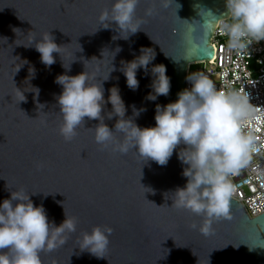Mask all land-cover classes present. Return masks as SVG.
Listing matches in <instances>:
<instances>
[{"label":"water","instance_id":"obj_1","mask_svg":"<svg viewBox=\"0 0 264 264\" xmlns=\"http://www.w3.org/2000/svg\"><path fill=\"white\" fill-rule=\"evenodd\" d=\"M111 3L0 0V38H7L0 40V201L15 188L22 189L34 205H43L55 225L65 219L64 211L77 220L76 232L66 233L62 246L40 253L41 264H264V213L249 218L242 205L230 198L228 217L215 220L212 233L205 236L190 228L202 223V217L171 207L172 192L187 182L182 175L186 165L177 156L184 145L177 146L166 166L154 161L141 165L134 151L122 155L95 142L91 127L98 121L85 118L71 142L59 135L58 75L75 76L85 70L98 76L94 82L99 83L112 64L116 70L107 81H100L105 100L109 89L118 87L125 117L133 116L132 106L143 108L135 123L153 127L156 105L176 101L185 89L189 64L212 58L209 40L214 24L229 17L225 0H174L180 5L177 10L175 4L163 7L161 0H140L136 17L143 21L141 30L114 40L118 33L113 29L97 30L100 11ZM14 28L20 31L15 34ZM49 31L61 46L60 56L53 53L56 63L50 67L41 63L34 47L16 46L28 44V32L39 37ZM117 47L121 51L111 61ZM141 48H151L155 58L148 73L137 71L139 87L132 91L119 69L121 61L140 55ZM102 50L105 59H91H102ZM88 59L84 69L83 60ZM23 60L28 63L16 72ZM63 64H70V71ZM156 64L165 66L171 87L167 97L150 101L146 99L151 91L150 69ZM30 67L35 77L27 81ZM16 87L24 91L26 101L18 102ZM32 87L39 89L38 98ZM37 103L44 108L38 109ZM111 108L106 104L102 112L110 129L117 119H107ZM144 192L147 200L161 207L146 201ZM104 225L112 228L105 258L81 252V233Z\"/></svg>","mask_w":264,"mask_h":264},{"label":"clouds","instance_id":"obj_2","mask_svg":"<svg viewBox=\"0 0 264 264\" xmlns=\"http://www.w3.org/2000/svg\"><path fill=\"white\" fill-rule=\"evenodd\" d=\"M139 2L140 0H112L111 6L99 13L97 30L113 29L118 33V36L112 37L114 40L127 39L130 35L136 34L141 30L143 23L136 17ZM225 3L232 22L221 23L220 27L229 37L230 48L244 49L246 39L264 41V0H225ZM161 4L163 7L175 4L176 10L180 7L174 0H161ZM146 14L151 15V10ZM16 30L19 29H13L15 34ZM25 38L28 39L27 45L16 46L34 47L45 66L50 67L56 63L53 53L60 56L61 46L55 43L50 31L39 37L29 36L28 32ZM0 40L7 41V38ZM80 50L82 51L81 48ZM119 51L121 49L117 47L111 52L113 53L111 61ZM103 52L104 50L101 51L102 59L95 56L91 59L95 58L98 61L105 59ZM154 58L155 53L151 48H141L140 55L130 61H121L119 70L130 90L138 89L137 71L142 69L148 73V66ZM91 59L83 60L84 69L85 62ZM23 61L16 72L28 63L26 60ZM63 67L70 71V64L67 67L63 64ZM115 70L111 64V71L100 81H107L110 73ZM150 73L151 91L146 99L155 101L159 96L167 97L171 84L165 66L152 65ZM34 77L35 70L30 67L26 80ZM97 78L98 76L85 70L75 76L60 74L55 78V83L62 88L56 97L62 118L58 128L59 135L66 142H71L81 125H84L85 118L98 121L91 127L95 142L103 148L110 147L112 151L122 155L134 151L141 159V165L154 161L160 166H166L177 146L184 145L177 156L182 165H186L182 175L187 182L184 187H178L172 192L171 207L202 217V223L199 225L193 223L190 228L202 235H210L214 221L228 217L229 200L233 189L226 178L243 164L247 155L249 141L239 130V122L245 115L246 108L243 97L232 91H217L213 83L203 75H188L186 79L191 87L179 92L176 101L163 106L157 104L155 126L142 128L135 123L134 118L145 109H136L132 106L133 116L126 118V107L119 88L116 86L110 88L108 98L105 100L102 83L94 82L98 80ZM32 89L34 91L31 92L38 98L39 89L34 87ZM18 90L21 97L18 102L26 101L24 91ZM106 104L112 106L107 119L111 120L114 116L117 118L112 129L105 123V112L102 114ZM37 108L43 109L44 105L37 103ZM117 133L120 139H117ZM145 200L150 202L146 198ZM150 203L161 207L154 202ZM64 215L65 219L59 225H55L49 221L42 204H33L29 192L16 188L11 191L9 198L0 201V264H41V252L52 251L62 246L65 243V234L77 230V220L67 216L65 211ZM111 233L110 226H94L90 232L81 233L79 250L97 258H105L104 253L109 247Z\"/></svg>","mask_w":264,"mask_h":264},{"label":"built area","instance_id":"obj_3","mask_svg":"<svg viewBox=\"0 0 264 264\" xmlns=\"http://www.w3.org/2000/svg\"><path fill=\"white\" fill-rule=\"evenodd\" d=\"M214 24L209 44L211 59L194 62L196 71L188 66L186 77L199 74L207 77L217 91L236 92L246 102L245 115L239 122L240 134L249 141L246 159L227 176L232 186L230 198L239 202L249 218L264 213V41L246 39L244 49L229 47V37L221 23ZM185 77V89L191 84Z\"/></svg>","mask_w":264,"mask_h":264},{"label":"rangeland","instance_id":"obj_4","mask_svg":"<svg viewBox=\"0 0 264 264\" xmlns=\"http://www.w3.org/2000/svg\"><path fill=\"white\" fill-rule=\"evenodd\" d=\"M229 22L230 23L232 22L231 17L229 18ZM199 67H201V65L191 64L190 65V70L196 71L197 68H199Z\"/></svg>","mask_w":264,"mask_h":264},{"label":"snow or ice","instance_id":"obj_5","mask_svg":"<svg viewBox=\"0 0 264 264\" xmlns=\"http://www.w3.org/2000/svg\"><path fill=\"white\" fill-rule=\"evenodd\" d=\"M209 55H211V54H209Z\"/></svg>","mask_w":264,"mask_h":264}]
</instances>
